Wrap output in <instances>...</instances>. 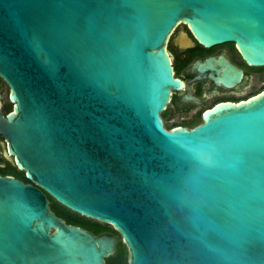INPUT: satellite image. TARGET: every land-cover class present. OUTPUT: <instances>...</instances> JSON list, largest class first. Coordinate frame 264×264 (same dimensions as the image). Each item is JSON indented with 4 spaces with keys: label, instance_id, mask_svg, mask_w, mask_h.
<instances>
[{
    "label": "water",
    "instance_id": "95a60500",
    "mask_svg": "<svg viewBox=\"0 0 264 264\" xmlns=\"http://www.w3.org/2000/svg\"><path fill=\"white\" fill-rule=\"evenodd\" d=\"M180 24L264 66V0H0V133L30 180L0 174V264L114 253V235L66 223L46 193L119 232L128 264H264V89L165 129ZM226 65L210 77L231 85L242 72Z\"/></svg>",
    "mask_w": 264,
    "mask_h": 264
},
{
    "label": "flooded vegetation",
    "instance_id": "af4514ba",
    "mask_svg": "<svg viewBox=\"0 0 264 264\" xmlns=\"http://www.w3.org/2000/svg\"><path fill=\"white\" fill-rule=\"evenodd\" d=\"M180 25L169 37L167 50L171 57L173 74L183 80L184 86L182 90L171 91L168 103L159 113L163 127L168 130L176 126L190 129L189 126L193 123L202 122V113L206 109L218 103L245 101L264 89L260 84L262 70L258 66L248 64L234 42H223L206 47L195 39L186 24H183L185 30H181ZM207 59H209L208 62ZM226 63L233 65L242 72L239 79L234 80L231 85H226L221 81L217 83L210 77L213 75L223 78L226 72ZM9 91V86L0 76V116H6L13 109ZM170 119L173 122L166 124L165 120ZM5 146V138L0 133V174L10 175L21 180L18 176L25 172L4 155ZM7 169H9L8 174L1 173ZM86 223H88L87 227L78 226L85 228L94 235L109 233L115 236V251L112 254L113 264H119L117 261H119L120 256L117 251L120 242L123 243L119 232L115 230L116 232L102 231L96 233L95 223L93 221ZM125 248L128 264V249L126 246Z\"/></svg>",
    "mask_w": 264,
    "mask_h": 264
},
{
    "label": "trees",
    "instance_id": "16d2710c",
    "mask_svg": "<svg viewBox=\"0 0 264 264\" xmlns=\"http://www.w3.org/2000/svg\"><path fill=\"white\" fill-rule=\"evenodd\" d=\"M264 67V66H263ZM264 68H262L263 70ZM200 121L193 123L190 128L198 125ZM2 174H8L9 169L5 171H1ZM18 176V175H17ZM24 183H29L30 180L26 177L25 173H21L20 176H18ZM47 198L50 201V209L59 217L65 220L66 223L74 224V225H82V226H88L89 221H93L95 223V231L96 233L99 232H116L113 227L111 226H106L102 222L89 219L85 216H82L74 211H71L70 209L64 207L63 205L59 204L57 201H55L49 194L46 193ZM118 255L120 258L118 259L119 264H127V251L122 242H120L119 247H118ZM114 258L112 255L108 256L105 258V264H113Z\"/></svg>",
    "mask_w": 264,
    "mask_h": 264
},
{
    "label": "rangeland",
    "instance_id": "374dc122",
    "mask_svg": "<svg viewBox=\"0 0 264 264\" xmlns=\"http://www.w3.org/2000/svg\"><path fill=\"white\" fill-rule=\"evenodd\" d=\"M180 29L181 30H185V27H184V25L183 24H181L180 25ZM258 68H260L261 70H262V68H264L263 66H258ZM261 87H264V69L262 70V78H261ZM171 122H173V120L172 119H170V120H165V123L166 124H170ZM103 224H105L106 226H110L109 224H106V223H103Z\"/></svg>",
    "mask_w": 264,
    "mask_h": 264
}]
</instances>
